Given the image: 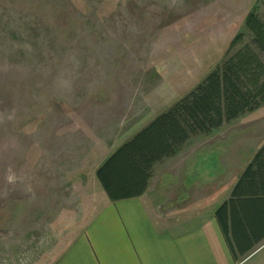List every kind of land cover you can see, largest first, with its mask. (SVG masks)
Wrapping results in <instances>:
<instances>
[{"label": "rangeland", "instance_id": "374dc122", "mask_svg": "<svg viewBox=\"0 0 264 264\" xmlns=\"http://www.w3.org/2000/svg\"><path fill=\"white\" fill-rule=\"evenodd\" d=\"M250 12L264 24V0H0V264H52L107 196L100 164L236 53L250 49L264 82ZM263 144L264 103L192 136L164 165L178 185L203 151L186 213Z\"/></svg>", "mask_w": 264, "mask_h": 264}, {"label": "trees", "instance_id": "16d2710c", "mask_svg": "<svg viewBox=\"0 0 264 264\" xmlns=\"http://www.w3.org/2000/svg\"><path fill=\"white\" fill-rule=\"evenodd\" d=\"M246 26L264 50V24L254 12L247 15ZM240 38L239 35L236 40ZM255 61L250 49L239 51L172 108L121 143L96 171L108 197L119 200L141 196L155 165L176 156L192 136L209 134L261 107L264 82L259 83ZM216 215L225 232L230 217L241 249L264 237V144Z\"/></svg>", "mask_w": 264, "mask_h": 264}, {"label": "crops", "instance_id": "0c3cea01", "mask_svg": "<svg viewBox=\"0 0 264 264\" xmlns=\"http://www.w3.org/2000/svg\"><path fill=\"white\" fill-rule=\"evenodd\" d=\"M202 153L195 150V158L192 156L183 170L182 181L175 185L181 193L177 204L172 202L171 193L169 199L166 195L173 191L179 179L168 165L164 166L171 158L155 165L148 188L141 196L111 200L102 192L103 202L98 210L52 264H264V237L241 249L230 217L225 232L216 215L217 209L230 199L244 170L237 179L221 182L218 187L216 181L220 179L211 177L208 202L202 204L205 207L198 215L186 213V208L182 207L191 197L189 190L197 184L187 182V177L193 176L196 168L202 171L201 162L197 165ZM212 156L211 166L217 164ZM160 166L165 170L159 176ZM230 171L234 170L228 169L226 177L230 176ZM211 173L214 174L213 169ZM173 206L180 208L176 211ZM170 210L182 216L177 218Z\"/></svg>", "mask_w": 264, "mask_h": 264}, {"label": "clouds", "instance_id": "9594fccd", "mask_svg": "<svg viewBox=\"0 0 264 264\" xmlns=\"http://www.w3.org/2000/svg\"><path fill=\"white\" fill-rule=\"evenodd\" d=\"M9 179H11V177Z\"/></svg>", "mask_w": 264, "mask_h": 264}]
</instances>
